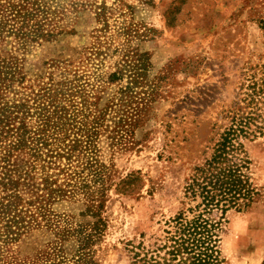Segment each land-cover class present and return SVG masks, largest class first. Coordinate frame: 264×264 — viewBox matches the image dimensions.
Listing matches in <instances>:
<instances>
[{
    "label": "rangeland",
    "instance_id": "rangeland-1",
    "mask_svg": "<svg viewBox=\"0 0 264 264\" xmlns=\"http://www.w3.org/2000/svg\"><path fill=\"white\" fill-rule=\"evenodd\" d=\"M251 98L260 196L226 213L222 264H264V0H0V264H133L196 212L192 168Z\"/></svg>",
    "mask_w": 264,
    "mask_h": 264
},
{
    "label": "trees",
    "instance_id": "trees-1",
    "mask_svg": "<svg viewBox=\"0 0 264 264\" xmlns=\"http://www.w3.org/2000/svg\"><path fill=\"white\" fill-rule=\"evenodd\" d=\"M16 17H20L21 13ZM251 98L246 105L234 103L222 111L221 119L226 123L221 124L222 131L211 146L209 157L202 163L192 168V174L188 177L185 191L191 198H200V202L194 209L188 208L189 212H196L188 217L184 212H178L169 222L172 230L163 237V243L152 247L144 246L139 242L132 247L133 264H222L220 256L219 233L226 213L233 209L241 211L255 203L260 192L250 181L247 174L249 160L245 156V143L255 136L251 124L254 121L256 108L250 104ZM257 127V126H256ZM9 130L5 131L8 132ZM2 131H0L1 133ZM1 135V134H0ZM24 138L18 135L15 141H10L7 147H19L25 145ZM75 141L74 143H76ZM70 145L68 149H75ZM69 156V155H67ZM49 176L43 179V188L47 196L41 195L42 200H47L52 192L54 182H48ZM19 180H14L7 173L0 170V218L8 210L17 207L15 201L16 187ZM38 187V186H37ZM45 203H41L42 209ZM20 220L15 216L6 219L5 234L11 238L22 227ZM18 225L15 230L11 226ZM13 233V234H12ZM156 244L155 241H153ZM138 249V250H137Z\"/></svg>",
    "mask_w": 264,
    "mask_h": 264
}]
</instances>
